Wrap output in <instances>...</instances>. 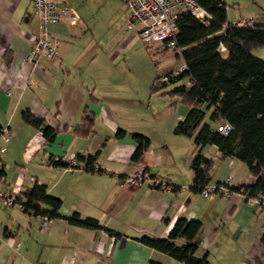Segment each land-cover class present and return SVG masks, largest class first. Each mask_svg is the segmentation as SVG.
Listing matches in <instances>:
<instances>
[{
    "label": "crops",
    "instance_id": "0c3cea01",
    "mask_svg": "<svg viewBox=\"0 0 264 264\" xmlns=\"http://www.w3.org/2000/svg\"><path fill=\"white\" fill-rule=\"evenodd\" d=\"M222 1L238 8L229 16L226 7L227 20L252 16L264 23V0ZM32 10L29 0H0V126L10 131L6 140L0 135V189L14 195L36 181L46 194L60 199L59 215L75 211L94 218L99 227L24 211L18 206L21 199L8 207L0 202V264H181L136 239L142 234L165 237L178 217L199 221L193 255L204 256L207 264H264V206L236 191L227 197L196 195L190 189L191 156L198 152L217 161L208 184L226 177L227 185L249 184L251 175L236 158L219 157L215 145H194L192 135L172 131L187 106L158 94L168 87L149 90L153 77L164 71L155 70L146 49L140 53L143 44L130 38L128 42L142 45L129 53L123 46L118 52L108 37L88 41L79 15L77 23L47 24L59 40L58 54L50 62L40 59L30 65L23 56L35 30ZM103 45L110 51L101 58ZM84 106L93 113V132L79 137L71 128L80 122ZM24 108L55 129L49 142L43 144L40 131L22 121ZM118 128L123 135H112ZM131 133L146 139L137 159L130 157L135 147ZM104 135L109 136L103 140ZM95 150L92 162L99 167L119 174L146 169L170 189L144 182L119 187L101 171L68 170L53 163L60 156H86Z\"/></svg>",
    "mask_w": 264,
    "mask_h": 264
},
{
    "label": "trees",
    "instance_id": "16d2710c",
    "mask_svg": "<svg viewBox=\"0 0 264 264\" xmlns=\"http://www.w3.org/2000/svg\"><path fill=\"white\" fill-rule=\"evenodd\" d=\"M197 1L208 15V25L204 26L188 10H183L175 22L173 35L175 46L165 47L158 43L160 47H155V50H174V54L180 58L185 68L167 80H160V74L170 72L175 67L155 75L149 90L168 87L159 90L158 94L176 97L171 104L179 102L187 106V111L182 119L176 122L172 131L192 135L191 143L194 145H215L219 157L228 156L241 161L251 175L252 181L249 184L228 185V188L242 193L244 197L260 195L259 203L264 206V23H255L254 17L248 16L232 19L251 18L246 25H230L232 20L226 18V7H231L232 3H225L222 0ZM219 43L224 47L222 51L217 50ZM177 47L180 48L179 51L176 50ZM257 47L263 50L261 57L252 53ZM144 48L151 55L148 45ZM2 57L7 63L9 53L5 50ZM151 62L153 65L156 64L153 57ZM182 80H186L188 86L181 83ZM206 112L208 114L205 121L203 116ZM20 118L40 131L43 144L53 138L55 129L46 125L42 117L33 115L28 108L20 110ZM219 121L230 125L227 134L223 135L214 128ZM92 122L93 113L84 106L82 118L78 124L72 126L71 132L84 137L93 132ZM195 127L198 128L192 134ZM123 133L124 130L118 128L112 135ZM108 136L104 135L103 140ZM130 137L135 142L130 157L137 159L146 144V139L137 133H131ZM95 154L96 150L86 156L77 154L76 159L89 166ZM53 163L65 165L59 159L53 160ZM212 164L213 159L201 153L195 152L191 156V190L195 192L208 182L207 172ZM3 177L4 170L1 165L0 183L3 182ZM13 196L15 202L21 199L22 203H18L24 211L46 217L59 216L76 226L99 227L94 218L80 217L75 211L68 216L59 215L57 209L60 199L46 194L44 186L36 181ZM41 205L47 207L42 208ZM198 228V220L178 217L165 237L142 234L136 239L181 264H207L204 256L197 258L193 255L198 246L196 237ZM106 230L109 233L113 232ZM179 237L182 238V242L177 244L174 240ZM260 241L264 246V231Z\"/></svg>",
    "mask_w": 264,
    "mask_h": 264
},
{
    "label": "built area",
    "instance_id": "2783aa9c",
    "mask_svg": "<svg viewBox=\"0 0 264 264\" xmlns=\"http://www.w3.org/2000/svg\"><path fill=\"white\" fill-rule=\"evenodd\" d=\"M32 5V14L34 19L35 30L32 36V42L23 56V61L30 65H35L40 59L52 61L58 54L59 40L52 36L48 29V23L57 21H67L69 23H77L80 16L77 10L70 6L59 3L57 0H29ZM126 9V19L124 28L127 32H134L138 39L145 45L161 43L165 47L175 46L173 35L175 31V22L180 17L183 10H188L194 17L199 19L204 26L208 25V15L199 6L197 0H124ZM251 18H244L230 21V25H246ZM179 47L176 48L179 51ZM223 45L219 43L217 50L222 51ZM185 68L182 63L170 72L160 74V80H167ZM214 128L221 134L225 135L230 130V125L224 121H219ZM10 131L6 125L1 126L0 135L6 140ZM3 146H0L2 151ZM56 159L65 163L63 168L76 171H101L105 174L113 176L119 187H130L138 183H145L150 187H158L168 189L162 181L150 175L146 169L119 174L115 171H108L99 167L92 162L89 166H85L82 161L76 159V155L68 157L60 156ZM217 161L209 168L207 175H211ZM2 162L0 160V166ZM228 177L221 182L214 184L206 183L199 190L195 191L196 195L206 196L208 194H220L227 197L232 190L227 185ZM170 189V188H169ZM249 200L259 203L260 195L255 197H247ZM0 202L3 206L8 207L14 203V196L0 189ZM20 208L22 206L18 204ZM43 219H46L45 217ZM36 264H45L37 262Z\"/></svg>",
    "mask_w": 264,
    "mask_h": 264
},
{
    "label": "rangeland",
    "instance_id": "374dc122",
    "mask_svg": "<svg viewBox=\"0 0 264 264\" xmlns=\"http://www.w3.org/2000/svg\"><path fill=\"white\" fill-rule=\"evenodd\" d=\"M59 3L70 5L77 9L79 15L86 22L84 28L86 40L94 36H103L111 38L112 44H116L114 48L121 50L123 46L125 49L130 51L139 49V45L142 43L134 32H127L124 28L126 19V9L123 5V0H57ZM230 3V2H229ZM236 5H232L228 9V15L232 16L238 13ZM80 17V18H81ZM259 23L258 19L254 21ZM135 37L141 43H134L130 38ZM143 44V43H142ZM141 44V45H142ZM144 48V44L140 48V53ZM145 49V48H144ZM148 49L151 51V55L156 60L155 70L157 72L167 71L171 66L180 64V58L176 56L175 51L172 49H161L155 50L154 44L148 45ZM110 51L109 47L105 45L101 48V58L105 57ZM262 48L257 47L252 50V53L257 56H262ZM182 64V63H181ZM186 81V80H182ZM188 83V82H185Z\"/></svg>",
    "mask_w": 264,
    "mask_h": 264
}]
</instances>
